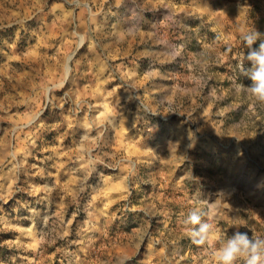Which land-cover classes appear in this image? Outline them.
Here are the masks:
<instances>
[{
    "label": "rangeland",
    "instance_id": "374dc122",
    "mask_svg": "<svg viewBox=\"0 0 264 264\" xmlns=\"http://www.w3.org/2000/svg\"><path fill=\"white\" fill-rule=\"evenodd\" d=\"M242 27L264 0H0V264H204L201 200L264 237Z\"/></svg>",
    "mask_w": 264,
    "mask_h": 264
},
{
    "label": "clouds",
    "instance_id": "9594fccd",
    "mask_svg": "<svg viewBox=\"0 0 264 264\" xmlns=\"http://www.w3.org/2000/svg\"><path fill=\"white\" fill-rule=\"evenodd\" d=\"M239 32L247 52L236 58L239 76L232 80V88L236 95L250 101L249 110L255 112L257 107L264 108V33L252 27H242ZM257 41L258 47H254ZM182 48V45L172 46L169 55L173 60L181 55ZM240 77L249 80L250 84L243 83ZM209 95L217 96L214 87L209 89ZM216 215V201L209 203L201 200L200 207L189 211L183 221L185 235L209 257L204 264H264V237L251 230V237L247 233L236 232L228 238L212 222ZM236 225L247 226L243 218H238ZM126 261L127 257L122 258L119 264H126Z\"/></svg>",
    "mask_w": 264,
    "mask_h": 264
}]
</instances>
